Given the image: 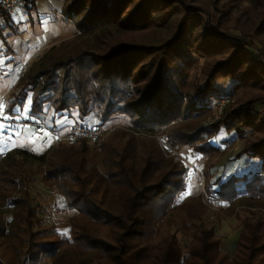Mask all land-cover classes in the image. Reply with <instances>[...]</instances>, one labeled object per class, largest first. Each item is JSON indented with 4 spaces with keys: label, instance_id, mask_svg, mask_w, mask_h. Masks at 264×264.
<instances>
[{
    "label": "trees",
    "instance_id": "16d2710c",
    "mask_svg": "<svg viewBox=\"0 0 264 264\" xmlns=\"http://www.w3.org/2000/svg\"><path fill=\"white\" fill-rule=\"evenodd\" d=\"M21 1L37 10L36 1ZM245 3L247 14H237ZM62 14L91 44L43 58L20 78L8 113L30 98L36 121L45 122L51 109L54 122L78 110L82 120L96 113L102 126L126 115L132 128L96 141L98 158L86 140L77 158L63 151L47 161V154L16 150L47 165L44 180L77 213V247L60 256L55 229L41 225L33 204L30 169L0 165V209L13 207L10 224L0 215V264H44L57 255L54 264H264V0H67ZM12 15L5 14L7 25ZM221 81L233 83L218 116L211 101L226 98ZM221 131L245 142L238 156L258 163L217 177L209 189L223 203L244 199L256 209L241 222L232 255L207 227L202 202H186L174 234L161 226L185 189L186 170L157 137L167 136L175 149L219 154L213 139ZM180 232L193 239L187 255Z\"/></svg>",
    "mask_w": 264,
    "mask_h": 264
},
{
    "label": "rangeland",
    "instance_id": "374dc122",
    "mask_svg": "<svg viewBox=\"0 0 264 264\" xmlns=\"http://www.w3.org/2000/svg\"><path fill=\"white\" fill-rule=\"evenodd\" d=\"M37 2V10L29 11L24 6H19L12 13V23L7 25L4 20L0 23L2 34L7 39L9 47L4 45L0 34V165L5 161L8 164L23 163L33 175V186L31 189L33 204L38 208L41 225L55 229V237L59 240V256L65 250H74L77 246L74 241L72 221L77 217L74 211H67L63 206V198L58 190L44 180L47 165L41 161L18 154L16 150H25L37 157L47 154V161L57 159L61 152H68L78 157L82 149L80 140L61 138V144L57 143L49 133L38 135L35 132L37 123H46L49 126L56 125L57 128H65L71 124L84 125L78 110L64 114L56 118L54 122V110H48L45 122L33 120L28 113L30 106L16 109L14 114L8 113L12 100L11 95L17 92V85L22 76L34 68L43 58L53 59L63 54L77 53L91 44V39L80 36L75 24L67 20L62 10L67 0H34ZM207 1V0H201ZM210 1V0H209ZM1 2V0H0ZM23 3V2H22ZM247 3L237 10V14H247ZM2 25V26H1ZM231 81H221L219 89L226 98H231ZM218 99V98H217ZM211 101L217 114V103L220 99ZM215 114V115H216ZM99 120V119H98ZM55 126V127H56ZM132 123L126 115H116L103 124L107 138L117 129L130 130ZM165 136V135H164ZM162 137V136H160ZM158 139V138H157ZM161 143V142H160ZM213 143L222 146L224 151L219 154L199 155L188 148L175 149L170 145L163 148L175 158L186 170V186L182 193L170 206L169 212L161 226L164 233L174 234L178 230L181 216L185 212V204L188 200L202 202L204 208L202 215L208 228L221 238V248L224 251L225 242H231L238 238L241 230V222L255 212L244 199H238L235 205L223 203L213 198L209 192L211 186L220 176L222 180L236 174L241 175L250 169H256L257 161L250 155L238 156L244 149L245 142L236 134L229 135L221 131L215 135ZM58 144V145H57ZM89 154L100 157L101 151L95 142L87 143ZM13 148V151H9ZM216 148V147H215ZM213 189V188H212ZM190 192L188 195L185 193ZM244 193L241 192V196ZM183 196V198H181ZM186 200V201H185ZM250 204H253L252 202ZM13 207L6 204L0 209L3 224L8 225L13 220ZM180 228V226H179ZM177 239L187 255L192 238L177 234ZM224 240H226L224 242ZM239 240V238H238ZM55 259H45L44 264H54Z\"/></svg>",
    "mask_w": 264,
    "mask_h": 264
},
{
    "label": "built area",
    "instance_id": "2783aa9c",
    "mask_svg": "<svg viewBox=\"0 0 264 264\" xmlns=\"http://www.w3.org/2000/svg\"><path fill=\"white\" fill-rule=\"evenodd\" d=\"M19 6H23L21 0H1L0 2V23L4 20L5 14H12ZM230 102L229 98H223L217 103V115L220 116L223 112V108ZM35 132L38 135H45L49 133L57 140L58 144H61V138L65 137L70 140H86L90 142H96L105 136L106 132L101 124L96 125H77L71 124L65 128H57L54 125L49 126L46 123H37L35 125ZM158 140L165 146H169V138L167 136L157 137ZM57 144V145H58ZM219 151L223 152L222 146L218 147ZM9 151H13L10 148ZM213 197V196H212ZM214 198V197H213Z\"/></svg>",
    "mask_w": 264,
    "mask_h": 264
},
{
    "label": "crops",
    "instance_id": "0c3cea01",
    "mask_svg": "<svg viewBox=\"0 0 264 264\" xmlns=\"http://www.w3.org/2000/svg\"><path fill=\"white\" fill-rule=\"evenodd\" d=\"M101 122L95 117V116H91L88 119H86L83 124L84 125H96V124H100ZM239 238V236H238ZM238 238H236L235 240L232 241V243L227 242L226 240H224L225 242V247H224V252H226L229 255H232L237 247V243H238Z\"/></svg>",
    "mask_w": 264,
    "mask_h": 264
},
{
    "label": "snow or ice",
    "instance_id": "6c2138e0",
    "mask_svg": "<svg viewBox=\"0 0 264 264\" xmlns=\"http://www.w3.org/2000/svg\"><path fill=\"white\" fill-rule=\"evenodd\" d=\"M31 103H32V101H31V99L29 98V99H28V105L30 106ZM0 112H2V106H0ZM188 194H190V192L185 193L184 195H188ZM181 198H183V196H182Z\"/></svg>",
    "mask_w": 264,
    "mask_h": 264
}]
</instances>
